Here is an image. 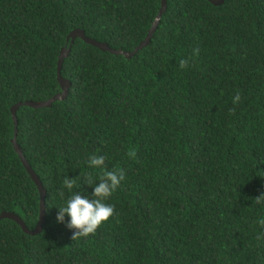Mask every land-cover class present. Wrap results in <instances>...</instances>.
<instances>
[{"label":"trees","instance_id":"trees-1","mask_svg":"<svg viewBox=\"0 0 264 264\" xmlns=\"http://www.w3.org/2000/svg\"><path fill=\"white\" fill-rule=\"evenodd\" d=\"M161 7L0 0V214L15 211L31 229L40 215L41 192L12 143V106L62 91L58 61L74 29L134 50ZM61 72L67 98L17 112V139L47 191L46 222L29 234L2 218L0 264H264V207L254 201L264 193V0H167L135 55L77 37ZM90 156L125 178L105 201L114 216L73 238L56 207L66 177L89 194L84 182H99Z\"/></svg>","mask_w":264,"mask_h":264},{"label":"clouds","instance_id":"clouds-1","mask_svg":"<svg viewBox=\"0 0 264 264\" xmlns=\"http://www.w3.org/2000/svg\"><path fill=\"white\" fill-rule=\"evenodd\" d=\"M187 60L180 61V67L186 68ZM240 101V95L233 98V103ZM87 166L101 171L99 182L92 180L84 182L92 187L89 194L84 188L77 184L76 178L66 177L60 189V196L63 198L68 194V198L58 209L56 221L64 224L67 218L66 227L73 232V238H86L90 234H95L97 229L105 222L109 221L115 214L112 204L106 203L113 193L117 191L121 182L124 180V173L119 169L115 171L105 170V157L90 156ZM76 189H79L77 191ZM255 204L264 207V193L254 198ZM258 223H264L258 221Z\"/></svg>","mask_w":264,"mask_h":264},{"label":"water","instance_id":"water-1","mask_svg":"<svg viewBox=\"0 0 264 264\" xmlns=\"http://www.w3.org/2000/svg\"><path fill=\"white\" fill-rule=\"evenodd\" d=\"M210 1L216 5H219V4L224 3L225 0H210ZM161 2H162V7H161L156 19L153 21V24L150 27L147 36L145 37L144 40L141 41V43L134 50H124L122 48H114V47L110 46L109 43H107V42L100 41V40H97L95 38L88 36L86 34L85 30L82 28L74 29L68 35V40L71 41V45H70V47L66 46L62 49V52L60 54L59 61H58V80L61 84L62 91H59L58 93H56L55 95H53L52 97H50L48 99H44V100L28 99L25 101H19L12 106L11 111H12V116H13L14 123H15V135L12 138V143L14 145V149L19 154L23 165L26 167L27 171L31 175V178L35 181V183L37 184V186L41 192L40 215H39L38 224L33 229H31L26 224V222L23 220V218L18 213H16L15 211H3L0 214V220L2 218L13 219V220L17 221L22 226L23 230L29 234H37L40 231H42L44 224L46 222V194H47L46 188H45L40 176L36 173V171L32 167V164L29 162V160L24 155L23 148L17 139V136H18L17 112H18L19 108L23 105H28V106H31L34 108L50 107L53 105V103L55 101L63 100L65 98H67L69 91H70V87H71V81L62 75L61 70L63 67L64 59L69 55V53L71 51L72 44L75 42V39L77 37L82 38L85 42H87L89 44H92L96 47H99L103 51H109L113 54L124 55L128 58L135 55L140 49L147 46L152 40V37H153L157 27H158L160 19H161L163 13L166 11V8H167V0H161Z\"/></svg>","mask_w":264,"mask_h":264}]
</instances>
